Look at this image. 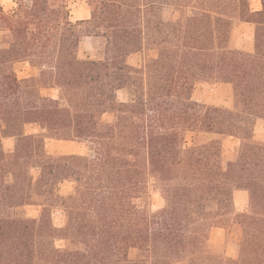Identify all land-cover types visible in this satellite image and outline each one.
Masks as SVG:
<instances>
[{
  "label": "trees",
  "instance_id": "16d2710c",
  "mask_svg": "<svg viewBox=\"0 0 264 264\" xmlns=\"http://www.w3.org/2000/svg\"><path fill=\"white\" fill-rule=\"evenodd\" d=\"M13 1L0 6V264H264V141L253 137L264 119V0L257 10L250 0H85L90 17L75 21L68 0ZM235 20L253 25L251 51L229 46ZM84 25L93 59L79 55ZM144 50L155 56L128 62ZM20 61L37 75L18 78ZM206 79L231 85V108L192 100ZM226 137L239 145L223 165ZM46 138L90 152L50 154ZM151 181L163 198L155 211ZM63 182L73 183L65 195ZM235 190L248 194L243 211ZM214 228L234 235L237 259L210 240Z\"/></svg>",
  "mask_w": 264,
  "mask_h": 264
},
{
  "label": "rangeland",
  "instance_id": "374dc122",
  "mask_svg": "<svg viewBox=\"0 0 264 264\" xmlns=\"http://www.w3.org/2000/svg\"><path fill=\"white\" fill-rule=\"evenodd\" d=\"M0 6L5 12H9L14 9L15 3L13 0H0ZM68 8L69 15L72 21H75L77 18L84 17L87 11V4L85 0H68ZM250 8L252 10H257L261 8V4L259 0H250ZM88 28L84 25L81 27V41L79 45V55L80 57H89L96 58L97 55V41L92 36L87 35ZM229 46L234 49H243L246 51H251L253 49V25L250 23L241 22L239 20H235L231 30V37ZM144 56H155L154 50H144L143 52H138L136 54H132L128 58V62L133 65L139 66L142 63ZM14 70L18 78H25L33 75H37V69L31 66L26 61L16 62L14 64ZM42 93L46 95H50L52 97H57L58 91L56 89H44ZM128 97L127 92L125 90L117 92L118 100H126ZM191 98L194 101L207 104L220 106L225 108H231L233 105V96H232V87L230 84L218 82L211 79L206 80H198L194 83ZM115 119V115L111 112L104 113L101 116V120L103 122H113ZM39 128L37 124H27L25 126V131L27 133L39 132ZM192 134H187L186 139L189 142L192 138ZM213 135L202 134L198 136L197 141H204L212 138ZM253 137L255 140L264 141V119L258 118L256 120ZM15 139L9 138L6 139L3 143V147L6 151H12L14 147ZM239 145V140L234 137H226L222 139V163H225L232 157V154ZM77 150L81 153H89L88 144L80 143L77 145ZM72 145L57 141L52 138L45 139V150L47 153L55 154L59 151H69ZM35 173L36 171L33 170ZM73 187V183L71 182H63L60 185L59 193L65 195L69 192ZM149 199H148V207L155 211L163 206V198L158 192L157 188L153 185V181H151V185L149 187ZM237 211H243L247 208V204L245 202L244 197L239 193L236 197ZM26 214L30 217H38L39 208L35 206H27L24 208ZM52 221L53 224L57 227H61L64 221V213L60 208H54L52 212ZM224 231V230H223ZM222 232V230H220ZM225 233V231H224ZM225 243L229 246L227 254H229L231 258L237 259L238 257V245L234 241V235L225 233ZM218 244V243H215ZM221 244V243H220ZM55 245L57 247H63L64 242L62 240L57 239L55 241ZM128 255L132 259H136L140 256L139 250L136 248H131L128 251ZM228 256V255H227ZM174 264H182L180 262H176Z\"/></svg>",
  "mask_w": 264,
  "mask_h": 264
},
{
  "label": "crops",
  "instance_id": "0c3cea01",
  "mask_svg": "<svg viewBox=\"0 0 264 264\" xmlns=\"http://www.w3.org/2000/svg\"><path fill=\"white\" fill-rule=\"evenodd\" d=\"M89 17H90V11H89V9H87L86 15L84 17L77 18L76 20L88 19ZM133 54H136V53H133ZM128 58H129V56H128ZM135 66H137V65H135ZM226 84H229V83H226ZM6 139H9V138H5L3 140V143H4V141ZM55 140L62 141V142H65V143H68V144L72 145V147L69 149V151H59V152H57L55 154L81 153L79 150H77V147H78L77 145L80 144L79 142H76V141H73V140H58V139H55ZM239 193L244 197L245 202L248 203V194H247V192L245 190H235L233 192L234 207H237L236 197H237V194H239ZM220 230H222V229L214 228V229L211 230V232H210V240L213 243H225V233H224L223 230H222V232H220ZM228 248H229V246H227L225 244V253H226V255L230 256L229 254H227Z\"/></svg>",
  "mask_w": 264,
  "mask_h": 264
}]
</instances>
